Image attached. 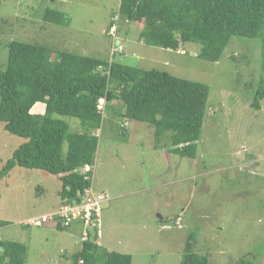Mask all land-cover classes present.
Returning <instances> with one entry per match:
<instances>
[{
  "label": "rangeland",
  "instance_id": "1",
  "mask_svg": "<svg viewBox=\"0 0 264 264\" xmlns=\"http://www.w3.org/2000/svg\"><path fill=\"white\" fill-rule=\"evenodd\" d=\"M1 1L0 69L9 42L19 40L210 87L194 158L168 152L148 122L126 119L121 129L118 118L106 117L90 173L95 192L109 195L101 203L103 248L130 254L132 264H180L195 232V249L210 264H264V99L261 108L252 105L263 75L261 40L234 37L221 59L210 61L199 56L197 43L177 50L146 44L142 23L120 16L121 0ZM48 8L65 13L68 23L45 21ZM57 117L72 129L80 123ZM23 141L0 126V171ZM61 187L58 175L19 165L0 178V221L6 222L0 239L26 244L25 264H73L69 257L81 247L80 221L65 229L52 219L32 222L59 207Z\"/></svg>",
  "mask_w": 264,
  "mask_h": 264
},
{
  "label": "trees",
  "instance_id": "2",
  "mask_svg": "<svg viewBox=\"0 0 264 264\" xmlns=\"http://www.w3.org/2000/svg\"><path fill=\"white\" fill-rule=\"evenodd\" d=\"M119 13L142 23L140 36L146 44L177 50L182 43H197L199 56L210 61H219L234 37L260 39L263 75L252 105L261 108L264 0H121ZM44 20L68 23L65 13L51 8ZM8 48L7 66L0 69V126L24 141L5 162L0 178L17 165L42 169L60 177V205L79 201L93 186L91 166L107 116L118 118L121 129L126 119L148 122L155 128L157 143L166 140L168 152L196 157L210 95L207 84L108 58L56 53L39 43L12 40ZM115 100L120 107H115ZM39 104L42 112L35 111ZM57 116L75 117L80 123L72 129ZM4 224L0 221V227ZM57 227L67 226L57 221ZM196 240L193 232L180 264H210L209 255L196 251ZM81 241L69 257L73 264H132L130 254L103 248L93 232ZM27 249L24 243L0 239V264H25ZM239 264L253 263L242 259Z\"/></svg>",
  "mask_w": 264,
  "mask_h": 264
},
{
  "label": "built area",
  "instance_id": "3",
  "mask_svg": "<svg viewBox=\"0 0 264 264\" xmlns=\"http://www.w3.org/2000/svg\"><path fill=\"white\" fill-rule=\"evenodd\" d=\"M112 32H115V27L112 28ZM119 49H122V47L120 46ZM99 108L104 109L103 100ZM89 169L90 167L88 166L84 171ZM80 196L81 199L79 201L64 203L51 213L33 219L32 222L41 224L43 221L52 219L56 222L60 221L65 226H70L73 221H80L84 226L83 240H86L91 232L97 234L100 239L102 236L101 203L108 199L109 195L106 192H95L93 186H91L84 193L80 194Z\"/></svg>",
  "mask_w": 264,
  "mask_h": 264
},
{
  "label": "crops",
  "instance_id": "4",
  "mask_svg": "<svg viewBox=\"0 0 264 264\" xmlns=\"http://www.w3.org/2000/svg\"><path fill=\"white\" fill-rule=\"evenodd\" d=\"M43 109H44V106H43V108H42L41 106H39V107L36 109V111L42 112Z\"/></svg>",
  "mask_w": 264,
  "mask_h": 264
},
{
  "label": "clouds",
  "instance_id": "5",
  "mask_svg": "<svg viewBox=\"0 0 264 264\" xmlns=\"http://www.w3.org/2000/svg\"><path fill=\"white\" fill-rule=\"evenodd\" d=\"M113 27H115V26H113ZM112 27V28H113ZM112 28H111V34H114L113 32H112ZM115 31H116V28H115ZM103 101H104V103H105V100L103 99Z\"/></svg>",
  "mask_w": 264,
  "mask_h": 264
}]
</instances>
